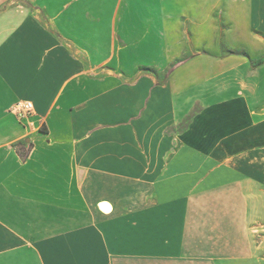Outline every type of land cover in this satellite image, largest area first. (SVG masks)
Here are the masks:
<instances>
[{"label":"crops","instance_id":"0c3cea01","mask_svg":"<svg viewBox=\"0 0 264 264\" xmlns=\"http://www.w3.org/2000/svg\"><path fill=\"white\" fill-rule=\"evenodd\" d=\"M0 264H264V0H0Z\"/></svg>","mask_w":264,"mask_h":264},{"label":"built area","instance_id":"2783aa9c","mask_svg":"<svg viewBox=\"0 0 264 264\" xmlns=\"http://www.w3.org/2000/svg\"><path fill=\"white\" fill-rule=\"evenodd\" d=\"M10 111L18 120H22L33 114L34 106L32 101L23 99L15 102V104L10 108Z\"/></svg>","mask_w":264,"mask_h":264},{"label":"bare ground","instance_id":"6f19581e","mask_svg":"<svg viewBox=\"0 0 264 264\" xmlns=\"http://www.w3.org/2000/svg\"><path fill=\"white\" fill-rule=\"evenodd\" d=\"M107 206H108V205H107ZM107 206H106V207H107ZM107 209H108V208H107Z\"/></svg>","mask_w":264,"mask_h":264}]
</instances>
